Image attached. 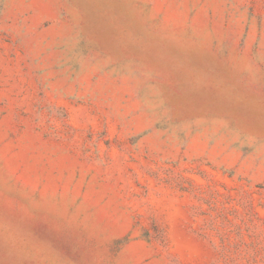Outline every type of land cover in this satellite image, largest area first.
<instances>
[{"label":"rangeland","instance_id":"374dc122","mask_svg":"<svg viewBox=\"0 0 264 264\" xmlns=\"http://www.w3.org/2000/svg\"><path fill=\"white\" fill-rule=\"evenodd\" d=\"M0 264H264V0H0Z\"/></svg>","mask_w":264,"mask_h":264}]
</instances>
